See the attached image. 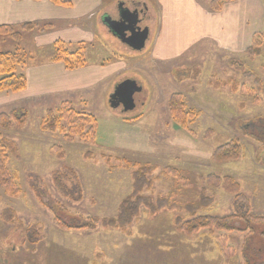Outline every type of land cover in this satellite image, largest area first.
Here are the masks:
<instances>
[{"label":"rangeland","instance_id":"rangeland-1","mask_svg":"<svg viewBox=\"0 0 264 264\" xmlns=\"http://www.w3.org/2000/svg\"><path fill=\"white\" fill-rule=\"evenodd\" d=\"M121 3L133 7L127 0H107L91 18L98 24L94 25L95 38L86 42L90 44L89 63L108 59L121 62L109 69L111 76L102 84L73 91L46 88L42 93L23 92L26 88L0 96V114L27 111L22 127H0L15 148L7 162L14 191L8 192L0 184V264H242L240 255L246 241V249L260 250L261 262V222H238L242 229H254L248 238L245 231L202 230L188 235L174 224L177 215L185 214L182 209L180 213L164 209L153 214L142 206L128 233L102 225L103 219L117 216L120 204L133 191L134 171L147 164L154 170L150 175L153 186L143 191L145 196L157 199L170 195L184 204L199 200L204 193L215 196V202L200 213L223 217L238 211L232 203L234 196L202 179L209 174L231 175L249 202L241 204L239 211L264 217V88L254 91V81L246 79L232 63L241 61L264 84V53L251 59L246 50L252 41L244 52H232L207 38L182 55L165 60L154 57L152 45L164 22L156 18L152 7L141 23L150 30L146 46L133 50L102 23L105 13L119 15ZM67 43L73 47L78 42ZM0 49L19 51L27 60V68L39 72L45 71L37 67L54 54L52 44L39 45L28 33L19 42L5 40ZM45 73L52 83V72ZM126 79L142 86L134 96L135 108L129 111L110 104L116 86ZM236 81L239 86L235 89ZM174 93L184 96L187 109L200 113L189 124L190 130L175 125L169 107ZM68 101L76 110L96 117L94 142L71 135L65 121L55 131L42 128L48 111H58ZM234 139L242 146L241 157L214 161L215 149ZM167 167L178 169L183 178L166 174ZM56 171H61L71 197L56 187ZM78 188L82 191L80 199ZM8 208L16 214L12 222L2 218ZM56 217L71 225L89 218L98 221L94 229H64L57 225ZM34 230L39 232L40 242L30 237ZM226 238L228 249L222 244Z\"/></svg>","mask_w":264,"mask_h":264},{"label":"trees","instance_id":"trees-1","mask_svg":"<svg viewBox=\"0 0 264 264\" xmlns=\"http://www.w3.org/2000/svg\"><path fill=\"white\" fill-rule=\"evenodd\" d=\"M57 5L71 6L72 1L67 0H51ZM234 0H211L210 9L213 11H220L222 5L225 2ZM264 2V0H263ZM52 28L50 23H34L26 22L20 25L1 24L0 25V48L3 42L7 39H11L15 42L22 40L23 36L27 32L38 31L45 32ZM5 39V40H4ZM54 54L50 58L52 62H61L68 70H75L85 67L88 61V51L90 44L86 42H78L75 46L69 45L61 39L56 40L53 45ZM264 53V29L261 32H257L253 35L252 43L247 48L246 54L249 58L254 59ZM111 59L103 61V63L109 62ZM233 65L236 69L243 74L246 79L253 80L255 84L254 91H260L264 88L262 79L253 70H248L246 65L241 61L233 60ZM27 60L21 56L19 51H1L0 49V93H17L23 91L28 86V78L26 74ZM234 88H238L239 84L233 82ZM235 88V89H236ZM247 90L246 86L242 87ZM71 101L63 103L62 107L55 110H49L47 118L42 122V128L55 131L61 129V122L65 121L68 126V131L71 135H78L83 139L95 141L96 131L98 128V121L96 117L85 111H78L74 107ZM169 107L172 118L177 127L190 130L189 124L194 122L200 113L195 110L187 109L184 96L181 93H174L169 100ZM27 120L26 110H13L9 113L0 114V127L2 129H9L12 126L22 127ZM65 130V129H62ZM210 133V132H209ZM208 136V134H207ZM15 148L13 144L8 141L0 132V184L5 186L8 192L14 191L15 183L14 177L11 175L7 168V162L10 157V153L14 152ZM242 146L237 139L231 140L221 146L217 147L213 153V160L216 162H226L237 160L241 157ZM154 168L153 166L140 165L134 171V183L132 193L126 197L119 206V212L116 217L105 218L102 220L104 227H111L121 229L124 232H129L134 222L139 218L142 210V206H145L151 213L157 214L160 211L166 209L169 211H179L182 209L185 214H179L175 217L174 224L178 228L188 235H193L202 230H209L211 232L223 231L229 233L247 232V237L254 233V229L251 227L242 229L238 225V222H261L263 224V230L261 234L264 236V217H256L254 215L243 214L239 211L241 204L246 203L248 205V199L241 191V184L231 175L219 176L216 174H209L205 180L207 184L214 187H222L228 193L234 196L233 206L238 211L229 214L227 216H218L211 214H201L200 212L205 208H209L215 202V196H209L202 194L199 200L194 202H186L184 204L177 203L170 195L159 196L157 199L143 195L145 189H150L153 186V178L150 177ZM71 172V171H70ZM73 173V172H71ZM166 174H172L182 179L180 171L178 169L167 167L165 169ZM55 185L64 196L71 197L72 192L67 188L63 182V176L61 171L54 172ZM185 179V178H184ZM79 199L82 196V191L78 188ZM71 194V195H70ZM53 209V206L50 205ZM16 217L15 211L11 208L5 209L2 218L6 222H12ZM96 218H89L85 220V223L78 225H71L68 222H64L60 217H56L57 225L61 228H89L94 229L97 226ZM39 232L35 230L30 236L33 240L40 242L41 239L38 235ZM245 238V239H246ZM244 239V240H245ZM247 240V239H246ZM247 242V241H246ZM246 242H243V249L241 250L242 264H264V258L260 262L259 249L251 248L246 249ZM228 249L227 238L222 242ZM233 255H237L235 252Z\"/></svg>","mask_w":264,"mask_h":264},{"label":"crops","instance_id":"crops-1","mask_svg":"<svg viewBox=\"0 0 264 264\" xmlns=\"http://www.w3.org/2000/svg\"><path fill=\"white\" fill-rule=\"evenodd\" d=\"M71 1V6H64L51 0H0V25H20L26 22L52 24V28L45 32H27L33 35L39 45H53L58 39L66 43L91 42L96 36L94 25L98 24L91 18L97 16L107 0ZM127 1L133 4L131 9H139L146 15L151 13L152 7L157 14L156 18L164 22L152 45V55L164 60L182 55L198 41L207 38L232 52H244L252 41L253 33L264 26L263 0L225 2L219 12L210 9V0ZM103 61L67 71L63 63L49 59L37 69L52 72L51 78H55L52 83L46 80L45 72L33 70L29 66L26 72L28 86L23 92L42 93L48 89L53 92L65 89L73 91L80 87L102 84L105 78L111 76L109 69L121 63L118 59L106 63ZM31 79L34 81L31 82ZM4 94L6 92L0 93V96Z\"/></svg>","mask_w":264,"mask_h":264},{"label":"water","instance_id":"water-1","mask_svg":"<svg viewBox=\"0 0 264 264\" xmlns=\"http://www.w3.org/2000/svg\"><path fill=\"white\" fill-rule=\"evenodd\" d=\"M141 11L139 9H131L121 3L119 6V16L114 18L109 13H105L102 21L121 42L125 43L133 50L141 51L145 48L149 38L150 30L148 27L140 26ZM142 90L141 84L134 79H126L120 82L114 93L110 96V104L112 107L123 106L125 111L135 108V94Z\"/></svg>","mask_w":264,"mask_h":264},{"label":"flooded vegetation","instance_id":"flooded-vegetation-1","mask_svg":"<svg viewBox=\"0 0 264 264\" xmlns=\"http://www.w3.org/2000/svg\"><path fill=\"white\" fill-rule=\"evenodd\" d=\"M117 17H118V16H117ZM117 17H116V18H117ZM140 17H141V19H142V20H141V23H142V22L145 20V18H146V14H145L144 12L141 11V13H140ZM141 23H140V26H142V28H144V26H143ZM120 106H122V105H120ZM122 107H123V106H122Z\"/></svg>","mask_w":264,"mask_h":264}]
</instances>
